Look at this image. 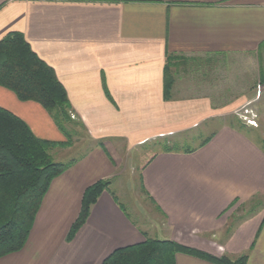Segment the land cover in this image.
Wrapping results in <instances>:
<instances>
[{"label":"crops","instance_id":"crops-1","mask_svg":"<svg viewBox=\"0 0 264 264\" xmlns=\"http://www.w3.org/2000/svg\"><path fill=\"white\" fill-rule=\"evenodd\" d=\"M9 33L54 71L92 146L52 180L23 248L0 264H102L147 239L264 264L263 110L257 128L230 114L264 94V0H0V40ZM0 109L40 140L66 141L41 105L1 86ZM180 135L192 152L145 154L140 197L130 193L110 140ZM98 181L109 185L68 241Z\"/></svg>","mask_w":264,"mask_h":264},{"label":"trees","instance_id":"trees-1","mask_svg":"<svg viewBox=\"0 0 264 264\" xmlns=\"http://www.w3.org/2000/svg\"><path fill=\"white\" fill-rule=\"evenodd\" d=\"M169 61V59H167ZM171 75L164 70V100H168ZM0 86L13 92L22 102H35L64 132L66 141L54 143L36 138L29 127L11 113L0 109V257L21 250L32 229L36 214L50 183L73 165L54 162L50 150L66 148L70 135L66 126L73 120L66 92L54 71L32 52L20 33H9L0 40ZM109 98V96H107ZM179 142L162 143L165 152L177 149ZM108 181L87 187L80 213L67 240L85 223L91 207L107 189ZM184 254L212 264H246L247 256L231 259L214 257L172 241L147 239L143 243L118 249L102 264H175V255Z\"/></svg>","mask_w":264,"mask_h":264},{"label":"rangeland","instance_id":"rangeland-1","mask_svg":"<svg viewBox=\"0 0 264 264\" xmlns=\"http://www.w3.org/2000/svg\"><path fill=\"white\" fill-rule=\"evenodd\" d=\"M171 78H173L171 76ZM261 83H264L262 79H260ZM247 110L248 114L254 116V120L256 122V127L259 126L258 121L260 120V116L258 113L263 110L264 115V94L258 100L257 103H248L243 105L242 107L235 109L231 112V115L234 117L237 114L243 115L244 111ZM262 115V116H263ZM73 116V115H72ZM71 116V117H72ZM74 118V117H73ZM239 118V119H238ZM237 124L242 125L243 122L242 118L236 117ZM74 120V119H73ZM66 130L70 135L69 145L68 147L64 148V150H50L51 157L54 162L61 163V164H68L72 160H78L80 156L85 154L92 143L88 139L84 129L79 126L75 121H72L70 124L66 126ZM186 139V135H180L178 141L179 143L175 146L177 149L184 150L186 148H190L193 145H197V142H184ZM142 145V146H140ZM134 145L129 147L127 143L122 141H114L110 140V151L114 152L115 160L121 165V168H124L125 175H124V182L126 183V188L130 191V193L135 194L136 197L139 196V172H138V164L142 161V157L147 154V157L159 151L161 147V142L158 140H152L146 142L145 144ZM128 179V182H127ZM237 218V217H236ZM235 219V218H234Z\"/></svg>","mask_w":264,"mask_h":264},{"label":"built area","instance_id":"built-area-1","mask_svg":"<svg viewBox=\"0 0 264 264\" xmlns=\"http://www.w3.org/2000/svg\"><path fill=\"white\" fill-rule=\"evenodd\" d=\"M71 118L73 119V116ZM240 118H242L243 122H245L246 125L250 127H256L254 116L251 114H248L247 110L244 111L243 115H240Z\"/></svg>","mask_w":264,"mask_h":264}]
</instances>
